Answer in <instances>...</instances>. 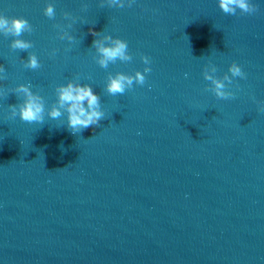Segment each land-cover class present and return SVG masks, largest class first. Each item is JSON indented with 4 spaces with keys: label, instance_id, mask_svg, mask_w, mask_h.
Returning a JSON list of instances; mask_svg holds the SVG:
<instances>
[{
    "label": "water",
    "instance_id": "obj_1",
    "mask_svg": "<svg viewBox=\"0 0 264 264\" xmlns=\"http://www.w3.org/2000/svg\"><path fill=\"white\" fill-rule=\"evenodd\" d=\"M250 2L232 15L219 0H0L33 27L27 50L0 32V264H264V0ZM93 31L125 39L132 60L101 67ZM142 55L145 84L108 93ZM233 61L246 78L219 99L204 68L222 78ZM70 79L105 113L77 134L66 111L48 116ZM21 83L44 98L43 124L12 116Z\"/></svg>",
    "mask_w": 264,
    "mask_h": 264
},
{
    "label": "clouds",
    "instance_id": "obj_2",
    "mask_svg": "<svg viewBox=\"0 0 264 264\" xmlns=\"http://www.w3.org/2000/svg\"><path fill=\"white\" fill-rule=\"evenodd\" d=\"M134 0H129V6ZM110 6L124 7V0H108ZM219 6L226 14L235 15L237 9L242 13H254L257 6L250 2V0H219ZM44 13L49 18L55 17V7L52 3H48L44 9ZM65 18L71 16L70 13H64ZM61 28L59 36L61 39L67 38L69 41L75 40V37L67 31L62 25H57ZM72 24L69 23L68 28ZM33 27L27 18L23 16L8 17L0 14V32L6 36L12 35L14 39L11 42L13 49L27 50L32 47V41L22 38L24 32L31 33ZM93 35L100 37L93 41V47L96 49L98 56L97 62L103 68H107L109 63H115L118 59L120 61L132 60V54L128 50V42L120 37H113L111 35L100 36V33L93 31ZM106 41L108 43H106ZM55 50H53V53ZM142 60L145 64L143 71L137 70L134 75L126 74L124 72H117L116 74L109 73L106 90L111 95L123 94L126 89H131L134 82L139 85H144L146 82L145 73L152 71L151 59L147 55H142ZM40 61L37 55L32 52L29 53L28 59L25 62V67L31 69L39 68ZM0 71L5 72V69L0 65ZM228 72L222 78L216 75L217 66L209 63L204 68V78L211 81V91L219 99L235 98V93L228 89L235 77L246 78V73L243 71L240 64L233 61L229 67ZM187 76V73L185 74ZM6 79V76L4 77ZM227 82V83H226ZM14 92L23 96L22 102L18 105H11V114L15 117L17 114L23 121L44 123L45 120V102L44 98L36 92H33L30 84H19ZM58 100L56 104L48 110V116L52 119H59L63 113H67V126L73 134L82 132L90 126L99 125L101 119L105 117V113L101 107L100 96L93 90L91 84L79 83L73 80H68L66 84H60L56 89ZM259 110L264 112V102H258ZM63 110V111H62Z\"/></svg>",
    "mask_w": 264,
    "mask_h": 264
}]
</instances>
